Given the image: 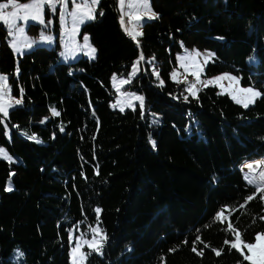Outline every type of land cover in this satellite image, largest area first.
<instances>
[{"label":"trees","instance_id":"1","mask_svg":"<svg viewBox=\"0 0 264 264\" xmlns=\"http://www.w3.org/2000/svg\"><path fill=\"white\" fill-rule=\"evenodd\" d=\"M150 3L135 40L117 0H100L82 25L96 57L69 63L58 43L16 56L0 21V72L22 100L5 124L0 114L12 158H0V264H72L78 234L99 238L82 264H255L224 241L264 232V188L247 201L258 186L240 169L264 157V0ZM183 48L212 51L206 76L232 73L260 96L245 107L216 86L187 95L171 77ZM141 54L129 88L143 105L114 108L112 77Z\"/></svg>","mask_w":264,"mask_h":264},{"label":"rangeland","instance_id":"2","mask_svg":"<svg viewBox=\"0 0 264 264\" xmlns=\"http://www.w3.org/2000/svg\"><path fill=\"white\" fill-rule=\"evenodd\" d=\"M117 3L120 21L123 19V26L127 28L128 21L131 36H135V40L139 39L142 33L143 22L154 19L150 18L154 13L150 0H123V3H121V0H117ZM0 5L10 6L6 10V7H0V14L4 17L2 22L6 25L9 32L8 42L16 56L37 47L53 48L58 43L60 44V62H74L80 57L90 60L95 59L97 54L96 48L92 44L89 34L82 33V25L93 20L90 16L96 18L92 0H55L54 3H37V0L21 3L16 0H8L0 3ZM22 5H29V7L25 9L21 7ZM32 24L40 25L38 35L28 32ZM85 36L88 37L87 44L84 40ZM91 48L95 49V53L90 51ZM213 56L214 53L210 50L183 48L176 55L177 64L171 73L172 79L184 84L187 95H192L194 91L195 96H197L202 88L216 86L221 93L228 94L234 101H239V104L243 106L245 104H248V106L254 104L260 96V92L254 87L242 85L238 76L228 72L213 76L205 75L206 66L213 59ZM141 62V59L136 60L134 62L135 68L132 66L127 76L115 75L112 77V86L116 93V98L112 102L114 108L123 109L143 105L142 95L129 88L141 72ZM152 73L158 77V71L155 68L152 70ZM0 76L7 77L6 82L0 80V106L6 110L7 115L4 112H0V114L2 115V122L5 124L9 111L15 106L20 105L22 100L21 98L11 96L8 75L0 72ZM208 81H211V83H207ZM191 85H195V88L190 90ZM244 89H253V92H246ZM254 93H259V95H254ZM137 97L142 99H138ZM17 100L20 101L19 104L16 103ZM0 149H4L8 154L5 148L0 147ZM240 169L256 186L264 188V185L259 186L249 174L244 172L241 166ZM95 231L101 237L102 234L98 226L95 227ZM233 234L236 236L235 230H233ZM75 239L76 242L71 250V263L82 264L87 259L84 251L85 246H88L90 249L94 248L99 238L97 237V241L95 242V239L78 234L75 236ZM253 243L256 247L252 250H249L241 243L240 247L243 254L249 257L248 260L255 264H264V248L260 247L261 241L255 240Z\"/></svg>","mask_w":264,"mask_h":264},{"label":"snow or ice","instance_id":"3","mask_svg":"<svg viewBox=\"0 0 264 264\" xmlns=\"http://www.w3.org/2000/svg\"><path fill=\"white\" fill-rule=\"evenodd\" d=\"M44 2H47V3H54L55 0H37V3H44ZM92 3H93V4H97V3H99V0H92ZM121 3H123V0H121ZM0 7H7V5H0ZM21 7L27 9V8L29 7V5H22ZM101 14H102V13H101ZM155 17H156V14L153 13L152 16H151L150 18H155ZM90 18H93V19H94L95 17H94V16H90ZM3 19H4L3 15L0 14V21H2ZM41 22L43 23V21H41ZM121 23H122V25H123V19L121 20ZM137 35H139V33H137ZM133 39H135V36H133ZM84 40H85V43L87 44L88 37L85 36V37H84ZM90 51H91L92 53H95V49H94V48H91ZM143 58H144V57H143V54H141L140 59H143ZM205 63H207V61H205ZM135 66H136V65L134 64L133 67L135 68ZM194 74H195V73H194ZM114 79H115V77H114ZM217 79H219V78H217ZM0 80H4V81L6 82V81H7V77L0 76ZM125 82H128V81H125ZM161 83H163V81H161ZM207 83H211V81H208ZM194 88H195V85H191V86H190V90H191V89H194ZM244 91H246V92H253V89H244ZM22 92H23V90L21 89V93H22ZM192 95L195 96V92H194V91L192 92ZM254 95H259V93H254ZM137 98H138V99H142V98H140V97H137ZM185 99H187V97H185ZM237 102L239 103V101H237ZM16 103L19 104L20 101L17 100ZM244 106H245V107H248V104H245ZM0 112H4V114L7 115L6 110H5L2 106H0ZM53 112H54V114H57V115H58V113H56L55 110H53ZM29 138H30V139H33V140L36 139L34 136H33V137H29ZM37 142H39V141H37ZM152 143H153V146H155V142L153 141ZM0 158L6 159V160H8L9 162H11V160H12V158H11L10 156H8V154L5 152L4 149H0ZM257 163L259 164V162H257ZM247 167L251 168L252 166H251V165H247ZM261 176L264 177V173H262ZM245 179L248 180V183H249V184H252V183H253V181H252L251 179H249L247 176H245ZM6 190H7V191H11L12 189H11V187L9 186ZM261 191H262V189H261L260 187H256V188L254 189L253 195L248 196V197L246 198V200H247V201H251V200L255 197V195H256L257 193L261 192ZM260 198H261L262 200H264V196H261ZM96 212L99 213V212H100V209H96ZM222 215H223V210H222V212H218V213L216 214L217 218L222 217ZM221 222H223V221L221 220ZM232 229H233V224L229 221L228 226H227V228H226L225 230L228 231V230H232ZM93 230L95 231V229H93ZM235 231H236V236H235V238H234L233 240H225V241H224V244H226V245H229V244H230L232 248H236V249L241 250V251H242V249H241V247H240L241 243H244V246L247 247L249 250H252L253 248L256 247V245H255L254 243H247V242H242V241H240L239 230L236 229ZM196 239H199V237H197ZM255 239L261 241V245H260V247H261V248H264V233H259V234H257V236L255 237ZM192 251H193V252H197V248L194 246V247L192 248ZM201 251H202V250H201ZM213 251L215 252L216 255H220L222 250H216V249H213ZM198 254H199V253H198ZM248 258H249V257H247V256L245 257V259H248Z\"/></svg>","mask_w":264,"mask_h":264},{"label":"bare ground","instance_id":"4","mask_svg":"<svg viewBox=\"0 0 264 264\" xmlns=\"http://www.w3.org/2000/svg\"><path fill=\"white\" fill-rule=\"evenodd\" d=\"M255 160H258V159H255ZM247 165H251L252 167L249 168L247 167ZM241 168L244 172L249 174L259 186L264 185V177L261 176V174L264 173V160L259 161V164L258 163H255V164L246 163L245 165H242Z\"/></svg>","mask_w":264,"mask_h":264},{"label":"crops","instance_id":"5","mask_svg":"<svg viewBox=\"0 0 264 264\" xmlns=\"http://www.w3.org/2000/svg\"><path fill=\"white\" fill-rule=\"evenodd\" d=\"M100 1V0H99ZM94 5V10H96V7H97V5H98V3L97 4H93ZM10 6H7L6 8H5V10L7 9V8H9ZM47 8H48V6H46ZM13 10V9H12ZM12 12V11H11Z\"/></svg>","mask_w":264,"mask_h":264},{"label":"water","instance_id":"6","mask_svg":"<svg viewBox=\"0 0 264 264\" xmlns=\"http://www.w3.org/2000/svg\"><path fill=\"white\" fill-rule=\"evenodd\" d=\"M262 158H264V157H262ZM262 158H259V159H262Z\"/></svg>","mask_w":264,"mask_h":264}]
</instances>
